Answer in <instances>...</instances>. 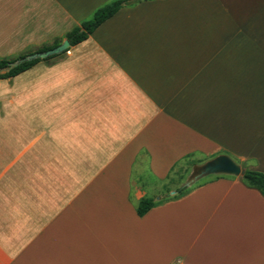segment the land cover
<instances>
[{"label":"crops","instance_id":"0c3cea01","mask_svg":"<svg viewBox=\"0 0 264 264\" xmlns=\"http://www.w3.org/2000/svg\"><path fill=\"white\" fill-rule=\"evenodd\" d=\"M113 1L0 0V59L62 42ZM197 8L129 3L0 80V264H264V196L242 176L168 185L192 155L264 174V12L198 44L154 25L178 10L196 29L183 11Z\"/></svg>","mask_w":264,"mask_h":264},{"label":"rangeland","instance_id":"374dc122","mask_svg":"<svg viewBox=\"0 0 264 264\" xmlns=\"http://www.w3.org/2000/svg\"><path fill=\"white\" fill-rule=\"evenodd\" d=\"M137 1L140 0H133V2ZM252 8H255L256 10H254V12L250 11ZM177 11L178 10L170 12L168 17L165 18L164 26H162V24L154 25L157 27L160 25L161 27L169 28L170 30H181L180 37H178L179 42L189 44L192 40V43L195 42L198 44V34H203L206 30L219 29L220 27L251 28L254 24L258 26V20H252L251 16L264 12V0H198L197 9L183 11V13L189 14L190 16L198 12V25L196 29H193L192 26L190 27L181 21L172 22L171 20H174ZM157 21L158 20H156V22ZM31 51L34 50H29L24 53ZM187 53H189V50ZM207 162L208 161L202 160L201 158H198V156L193 155L184 158L172 170L170 182L168 183V185H171V190L176 191L180 188L189 189L195 185H200L213 179L216 175H208L193 184L186 185L193 173ZM173 195L174 194L171 196L168 195L167 197H172Z\"/></svg>","mask_w":264,"mask_h":264},{"label":"trees","instance_id":"16d2710c","mask_svg":"<svg viewBox=\"0 0 264 264\" xmlns=\"http://www.w3.org/2000/svg\"><path fill=\"white\" fill-rule=\"evenodd\" d=\"M133 3V0H116L110 2L99 9H97L91 16V18L87 21L82 22L78 27L72 29L68 34L65 35L64 39L69 43V46H75L84 40H86L94 31L102 25L106 20L111 18L115 15L123 6ZM61 41H55L51 45L42 46L34 51L24 53L16 58L11 59H0V80H7L14 78L15 76L19 75L20 73L30 69L36 63L40 61H49L57 56H53L47 58L45 60H34L31 62H27L24 64L19 65L18 67L11 69L7 72H2V70L6 69L8 64L22 58L28 54L35 53V52H44L50 50L56 46H58ZM65 53V52H64ZM242 181L244 185L248 188L257 190L261 195L264 196V174L254 171H244L242 176ZM188 189L180 188L176 190L177 195H182L187 192ZM154 205L151 199H142L136 207V214L139 217H142L147 213L148 210L152 208Z\"/></svg>","mask_w":264,"mask_h":264},{"label":"water","instance_id":"95a60500","mask_svg":"<svg viewBox=\"0 0 264 264\" xmlns=\"http://www.w3.org/2000/svg\"><path fill=\"white\" fill-rule=\"evenodd\" d=\"M69 47V43L66 40H63L58 46L50 50L31 53L9 63L7 68L2 70V72H7L27 62H31L34 60H45L53 56H58L67 51ZM243 174L244 171L238 165L232 162L228 157L217 156L197 169L190 177L186 185L193 184L194 182L208 175L243 176Z\"/></svg>","mask_w":264,"mask_h":264}]
</instances>
